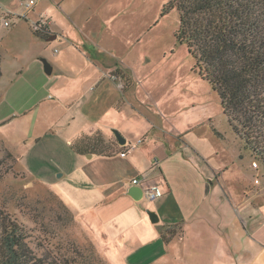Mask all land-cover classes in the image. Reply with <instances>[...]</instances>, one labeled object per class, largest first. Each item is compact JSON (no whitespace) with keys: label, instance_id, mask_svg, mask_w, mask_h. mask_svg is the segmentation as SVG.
Returning <instances> with one entry per match:
<instances>
[{"label":"rangeland","instance_id":"rangeland-1","mask_svg":"<svg viewBox=\"0 0 264 264\" xmlns=\"http://www.w3.org/2000/svg\"><path fill=\"white\" fill-rule=\"evenodd\" d=\"M30 1L34 5L27 9ZM167 2L0 0V50L9 52L3 59L5 77L18 66L22 76L14 77L13 85L18 89L0 99V213L30 228L34 237L41 239L44 251L72 260L73 264H107L96 245L94 232L83 226V215L72 211L69 200L64 199L68 193L75 196V189L80 193L90 191L92 187L75 188L70 181L76 165L71 161L66 118L57 125L53 118L45 129L46 124H40V120L45 119L43 109L33 100L38 93L33 95L32 91L40 83L35 72L37 63L42 65V77L53 81L56 74L46 75L42 60L46 58L55 64L64 59L72 63L76 58L70 53L76 48L80 52L86 51L90 58L100 59L108 70L119 68L130 75L136 86L130 100L138 103L141 99L142 105L136 107L144 114L151 108L146 99H154L157 106L182 113L186 120L196 123L199 128L191 135L207 152H212L213 148H217V152L223 149V160L228 164L223 163L222 179L216 181L213 177L212 181L219 186L227 183L232 192L233 197L229 200L226 195L214 203L221 207L223 218L236 215L230 233L243 231L240 221L244 216H237L243 204L264 207V170L260 168L256 172L261 181L255 185V172L250 169L252 160L248 152H242V143L229 128L217 95L192 71V58L186 47L175 39L177 12L160 15ZM34 18H48L58 38L49 43L35 40L32 37ZM5 21L9 26H4ZM49 34L52 35L51 31ZM108 76L112 80L111 75ZM116 86L122 93L119 84ZM131 111L140 113L136 109ZM153 113L158 118L159 112ZM203 129L209 136L196 134ZM214 131L222 138L214 135ZM103 140L105 145L115 141L113 135L111 139ZM79 180L86 179L80 177ZM196 200L194 198V202ZM241 200H244L243 204ZM153 203L143 199L146 206ZM118 206L123 204L117 202L115 207ZM259 212L254 214L258 224L264 221V210ZM261 228L264 230V225ZM243 247L241 253L250 252L249 247L239 246L240 249Z\"/></svg>","mask_w":264,"mask_h":264},{"label":"crops","instance_id":"crops-1","mask_svg":"<svg viewBox=\"0 0 264 264\" xmlns=\"http://www.w3.org/2000/svg\"><path fill=\"white\" fill-rule=\"evenodd\" d=\"M32 20L33 24L38 19ZM46 30L58 38L52 22ZM32 37L50 42L33 34ZM61 37L64 39L63 35ZM70 54L76 58L72 63L60 59L54 64L47 60L52 67L51 74H56L53 81L42 77L41 64L35 66L40 83L33 88V95L38 93L33 100L38 101L45 115L40 124L44 122L48 129L53 118L55 125L66 118L69 146L81 135L100 133L105 139H111L113 129L126 139V144L134 146L125 157L117 153L106 157L90 154L89 159L73 152L71 155L76 166L70 181L75 188L88 185L92 189L80 193L75 189V196L68 193L64 199L69 200L72 211L83 215V226L94 232L96 245L106 263L264 264V230L261 228L264 221L258 224L254 218L264 207L252 205V208L241 200L244 206L237 216H244L240 221L243 231L233 235L230 231L236 215L223 218L221 207L214 204L217 198L221 200L228 195L225 198L229 200L233 197L227 183L219 186L212 181L213 177L216 181L222 179L223 163L228 164L223 160V149L217 152V148L212 147L213 151L207 152L191 135L199 126L186 120L182 113L157 106L154 99H146L151 107L148 113L137 109V105H142L141 99L138 103L130 100L136 86L130 75L119 68L108 70L100 59L90 58L86 51L80 52L78 48ZM0 55L1 99L18 89L13 85L14 77L22 76L18 66L5 77L3 59L9 52L0 50ZM115 72L125 73L131 80V87L123 96L117 89V82L109 79L108 75ZM155 111L159 112L158 118ZM196 134L209 136L205 129ZM139 139L142 142L135 145ZM112 142V148L119 150L121 146ZM78 176L86 180L81 182ZM138 176L162 190L161 197L149 201L154 202L151 205H144L143 200L135 202L125 194L131 180ZM77 196L79 202L75 200ZM117 202L123 206L115 207ZM146 210L156 213L157 223L150 222ZM176 225L180 226V232L164 243L160 231ZM242 244L249 247L250 252L241 253L244 247L240 249L239 246Z\"/></svg>","mask_w":264,"mask_h":264},{"label":"trees","instance_id":"trees-1","mask_svg":"<svg viewBox=\"0 0 264 264\" xmlns=\"http://www.w3.org/2000/svg\"><path fill=\"white\" fill-rule=\"evenodd\" d=\"M170 11L178 14L174 36L192 58V71L217 95L242 152L264 170V0H168L160 15ZM32 34L46 41L51 37L47 30L32 28ZM111 76L121 81L123 96L130 78L120 72ZM98 134L78 136L70 145L72 152L106 157L126 150L105 145ZM179 232L176 225L160 231V238L168 243ZM40 240L17 219L0 213V264H73L44 251Z\"/></svg>","mask_w":264,"mask_h":264},{"label":"built area","instance_id":"built-area-1","mask_svg":"<svg viewBox=\"0 0 264 264\" xmlns=\"http://www.w3.org/2000/svg\"><path fill=\"white\" fill-rule=\"evenodd\" d=\"M33 5H34L33 1H30L26 8L29 9ZM49 24H50V22H49L48 18H40L35 23L32 24V28L35 31H43V30L48 29ZM4 26H6V27L9 26V23L5 21L4 22ZM111 78H112L113 81H115V82H117V84H119L120 88H122V83H121L120 80H117L114 76H111ZM141 142H142V140L139 139V140H137L135 145H138ZM124 147H125L126 150L124 152L119 153L120 157H125L126 153L131 151L134 148V146L131 145V144H125ZM250 169H252L255 172V177L253 179V183L255 185H259L260 181H261V177L257 174L258 171H259L258 163L256 161H251ZM262 178L264 179V174L262 175ZM131 183L133 185L142 187V189H143V199H146L148 201H153V200H155V199H157V198L162 196V190H160L157 185L148 184L144 177L138 176L136 178H133L131 180Z\"/></svg>","mask_w":264,"mask_h":264},{"label":"water","instance_id":"water-1","mask_svg":"<svg viewBox=\"0 0 264 264\" xmlns=\"http://www.w3.org/2000/svg\"><path fill=\"white\" fill-rule=\"evenodd\" d=\"M55 39V36H51L47 39L48 41H52ZM44 73L46 75H51L52 73V67L51 65L45 60H42ZM112 134L114 136V139L116 140L117 144L121 147H123L126 144V139L115 129L112 130ZM87 159L91 157L90 154L85 155ZM127 196H129L132 200L135 202H139L143 200V189L140 186H136L133 184H130V186L127 188L126 193ZM146 213L149 217V220L152 224H155L158 222V216L155 212L146 210Z\"/></svg>","mask_w":264,"mask_h":264}]
</instances>
